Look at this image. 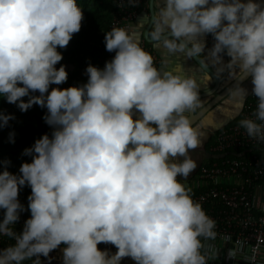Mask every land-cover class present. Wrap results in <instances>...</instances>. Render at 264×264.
Instances as JSON below:
<instances>
[{"label": "clouds", "instance_id": "9594fccd", "mask_svg": "<svg viewBox=\"0 0 264 264\" xmlns=\"http://www.w3.org/2000/svg\"><path fill=\"white\" fill-rule=\"evenodd\" d=\"M153 6L147 35L157 46L214 66L218 78L226 73L231 96L245 97L240 81L251 78L255 110L238 124L264 141V0ZM82 19L77 0H0V95L21 111L34 102L46 108L42 118L51 126L50 136L23 149L31 160L18 173L0 170V236L14 241L0 248V264H42L58 245L62 264H119L124 256L137 264H207L202 249L216 237V221L177 176L197 166L190 150L204 133L189 113L203 103L208 73L198 79L179 63L162 70L133 31L112 26L103 36L105 49L115 50L111 59L103 67L87 64L86 82L49 90L67 79L64 64L55 66L57 48ZM10 117L0 111V127ZM25 184L30 216L17 233L12 225L25 208L17 198Z\"/></svg>", "mask_w": 264, "mask_h": 264}, {"label": "built area", "instance_id": "2783aa9c", "mask_svg": "<svg viewBox=\"0 0 264 264\" xmlns=\"http://www.w3.org/2000/svg\"><path fill=\"white\" fill-rule=\"evenodd\" d=\"M146 5L147 0H115L110 28L130 30L131 21ZM137 41L158 66L156 50L145 39ZM205 42L212 44L210 33L205 34ZM86 66L80 72L81 83L87 80ZM255 106L256 98L250 93L237 120L215 131L208 158L192 175L180 178L191 189L192 198L216 221L217 235L205 240L202 249L207 264H264V141L249 137L238 124L240 118L253 114ZM5 239L0 236V240ZM60 247L63 245L51 250L49 257H55ZM48 259H41L42 264Z\"/></svg>", "mask_w": 264, "mask_h": 264}, {"label": "trees", "instance_id": "16d2710c", "mask_svg": "<svg viewBox=\"0 0 264 264\" xmlns=\"http://www.w3.org/2000/svg\"><path fill=\"white\" fill-rule=\"evenodd\" d=\"M77 2L83 11L81 27L79 31L73 33L65 47L58 46L57 48L62 53V59L55 66L59 67L60 64H64L67 79L60 84H50L49 90L55 85L58 88H66L70 85L81 84L80 72L85 65L91 63L103 67L105 61L110 60L115 54V50L105 49L103 40L104 31L110 29V20L115 11V0H77ZM21 99L27 100V96ZM0 111L12 113L14 116V118L10 117L5 126L0 127V170L7 168L9 172L18 173L20 163L31 160V155L25 154L23 149L31 147L34 140L42 133L51 135V126L42 118L46 108L34 102L31 107L21 111L15 103L7 102L0 95ZM236 120L237 118L229 123ZM9 132L13 133L11 142L8 138ZM30 191L31 188L27 184L19 188L17 198L25 208L19 213V219L12 225L14 231L22 229L25 219L30 216L27 208V196ZM3 211L0 208V218H2ZM20 220L23 221L22 224H18ZM6 239L0 240L1 248L13 243L11 238L6 237ZM43 258L41 256V259ZM22 264H30V262L25 260Z\"/></svg>", "mask_w": 264, "mask_h": 264}, {"label": "crops", "instance_id": "0c3cea01", "mask_svg": "<svg viewBox=\"0 0 264 264\" xmlns=\"http://www.w3.org/2000/svg\"><path fill=\"white\" fill-rule=\"evenodd\" d=\"M161 4H163V0H160ZM150 7L154 10L153 6V0H147V5L144 9H141L135 19L131 21L130 31H133L135 33V39H145L158 53L159 55V64L158 67L163 69H172L177 70L175 68L176 64L182 65V70L185 72H191L194 73L197 78L199 79L201 70L203 72H206L196 61L192 58L190 59H184L182 57H177L174 54L168 53L165 49H163L160 46H157L155 42H153L147 35V31L149 29V21L151 18V12ZM146 33V34H145ZM203 39L205 40V35L203 36ZM206 46H208L206 44ZM223 60L227 61L229 57L227 55H223ZM199 66V68H198ZM211 69L215 72V67L212 65H209ZM207 73V72H206ZM208 79L201 85L200 92L206 91L209 88H211L214 84V80L211 75L208 74ZM231 78L227 77L226 73L222 75V80L220 81L218 88L213 92L212 94L206 95V96H200L203 103L202 105L211 97L213 96L217 91H219L221 88H223L226 83ZM241 85L247 89V93L245 97L239 98L234 97L231 95L224 96L219 102H217L214 106H212L207 111L200 114L196 120L192 123L195 125L201 126V131L204 133L200 137V143L198 146L194 149L190 150L191 156L196 160L197 166L195 169L192 170V172L188 175H192L197 168L199 167L200 163L206 160L209 156V144L213 139V135L215 131H217L219 128L225 126L233 119H236L239 117L242 105L246 98L251 93V78L248 77L246 80H244ZM201 105V106H202ZM237 105H239V108L237 110ZM200 106V107H201ZM200 107L197 109L199 110ZM196 110V111H197ZM177 178H183L179 175ZM110 243V242H107ZM111 244V243H110ZM113 245V244H112ZM115 246V245H114ZM61 248V247H60ZM59 249L56 251L55 258L62 259V253H58ZM111 253V252H110ZM119 264H137L135 260H133L129 256H124L121 258Z\"/></svg>", "mask_w": 264, "mask_h": 264}, {"label": "water", "instance_id": "95a60500", "mask_svg": "<svg viewBox=\"0 0 264 264\" xmlns=\"http://www.w3.org/2000/svg\"><path fill=\"white\" fill-rule=\"evenodd\" d=\"M150 12L152 14L153 9L152 7H150ZM146 34V33H145ZM193 59L196 61V63H198L209 75L212 76L213 80H214V84L211 88H209L206 91H202L200 92V96H206L209 94H212L213 92H215V90L218 88V85L220 83V81L222 80V76L221 78H218L215 75V72L213 69H211L209 66L208 67H203V65L201 64L200 60H197L195 57H193ZM248 78V77H247ZM247 78H244L240 81V83H242L244 80H246ZM234 82L232 81V79H230L226 85L221 88L219 91H217L213 96H211L201 107L199 110L194 111V112H190L189 113V119L190 121L193 123L196 118L202 114L203 112L207 111L208 109H210L212 106H214L217 102H219L224 96L229 95L228 94V88L232 86ZM97 247L99 249H108L109 252H115L116 251V246L107 243V242H98L97 243ZM47 264H62V259L59 258H55V257H51L50 259H48Z\"/></svg>", "mask_w": 264, "mask_h": 264}, {"label": "rangeland", "instance_id": "374dc122", "mask_svg": "<svg viewBox=\"0 0 264 264\" xmlns=\"http://www.w3.org/2000/svg\"><path fill=\"white\" fill-rule=\"evenodd\" d=\"M61 248H62V247H61ZM61 248H59V251L57 252V254H58V253H62V252H61Z\"/></svg>", "mask_w": 264, "mask_h": 264}]
</instances>
